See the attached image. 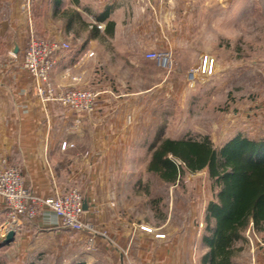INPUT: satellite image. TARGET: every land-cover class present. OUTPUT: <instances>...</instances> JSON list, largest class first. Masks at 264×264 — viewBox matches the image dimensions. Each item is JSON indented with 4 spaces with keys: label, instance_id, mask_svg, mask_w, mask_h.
Segmentation results:
<instances>
[{
    "label": "rangeland",
    "instance_id": "obj_1",
    "mask_svg": "<svg viewBox=\"0 0 264 264\" xmlns=\"http://www.w3.org/2000/svg\"><path fill=\"white\" fill-rule=\"evenodd\" d=\"M200 2L197 15L196 4L188 15L180 4L170 21L155 6L148 7L156 11L155 25L147 28L149 37L136 40L155 42L149 52H170L172 68L146 58L149 52L131 56L137 64L106 54L101 77L107 91L117 96L106 101L107 108L123 115L131 127V143L118 150L117 164L99 166L102 178L93 174L97 166L91 164L86 183L60 182L66 189L58 193L76 189L87 201L84 219L94 231H69L75 243L72 255L64 262L44 257L41 264H202L206 210L218 187L207 169L185 170L171 184L147 168L154 148L166 138H208L216 149L237 136L264 141V0ZM81 22L83 31L89 21ZM139 24L135 26L144 27ZM205 56L213 60L212 73L202 80L191 78ZM106 216L113 221L111 228L105 227ZM244 238L237 244L234 264H264V234L249 226ZM0 264L24 261L3 250Z\"/></svg>",
    "mask_w": 264,
    "mask_h": 264
},
{
    "label": "crops",
    "instance_id": "obj_2",
    "mask_svg": "<svg viewBox=\"0 0 264 264\" xmlns=\"http://www.w3.org/2000/svg\"><path fill=\"white\" fill-rule=\"evenodd\" d=\"M143 1L0 0V163L20 168L25 186L33 193L51 196L66 189L62 180L86 183L90 179L87 166L91 164L98 167L93 174L102 178L97 171L100 165L118 163V150L131 143V127L124 124L122 114L109 110L106 104L117 97L107 91L101 77L106 54L137 64V57L130 58L138 54L144 57L153 49L155 42L143 44L136 40L149 37L147 28L155 25L156 11L150 6L162 12V19L167 21L172 20L180 4L185 6L183 15L191 14L194 4L196 15L203 7L201 0ZM81 21H89L83 31L79 29ZM136 21L144 27L135 26ZM110 23L112 32H107ZM38 35L70 44L68 50L55 55L51 73L55 86L89 87L99 93L96 110L81 116L78 125L67 109L40 100L35 81L22 67L28 41ZM15 47L18 52L13 55ZM91 52L93 57L83 58ZM63 142L69 145L65 149ZM66 165L68 168L63 169ZM7 215V204L0 197V241ZM111 222L106 216L105 227L111 228ZM68 235L58 218L47 213L38 220L25 219L20 234H15L12 244L0 248V253L4 250V255L23 260L24 264L33 259L41 264L44 257L50 256L64 262L75 245Z\"/></svg>",
    "mask_w": 264,
    "mask_h": 264
},
{
    "label": "trees",
    "instance_id": "obj_3",
    "mask_svg": "<svg viewBox=\"0 0 264 264\" xmlns=\"http://www.w3.org/2000/svg\"><path fill=\"white\" fill-rule=\"evenodd\" d=\"M112 25L108 24L107 32H112ZM147 169L171 184L178 182L185 170L197 173L207 169L218 187L206 210L202 264H234L237 244L245 240L249 226L264 234V141L237 136L216 149L208 138H166L154 148Z\"/></svg>",
    "mask_w": 264,
    "mask_h": 264
},
{
    "label": "built area",
    "instance_id": "obj_4",
    "mask_svg": "<svg viewBox=\"0 0 264 264\" xmlns=\"http://www.w3.org/2000/svg\"><path fill=\"white\" fill-rule=\"evenodd\" d=\"M69 44L55 40L41 39L31 36L22 58L23 69L36 83V94L45 103H55L76 117L75 124H80L81 116L93 113L96 110L99 93L93 88L57 87L51 80L55 55L68 50ZM94 53H87L83 58L89 59ZM146 58L154 60L159 66L172 68V56L168 51L149 52ZM213 60L209 57L201 59L200 66L195 71L196 75L190 77L202 80L210 76L213 69ZM2 63L0 61V71ZM66 142L62 143L65 149ZM0 197L8 207L7 219L2 226V233L14 231L20 234L23 221L37 220L47 213L56 216L67 231L91 232L92 224L85 220L87 210H84L85 199L82 194L73 189L65 194L56 192L47 197L39 196L30 191L24 184L20 168L6 166L0 163Z\"/></svg>",
    "mask_w": 264,
    "mask_h": 264
},
{
    "label": "water",
    "instance_id": "obj_5",
    "mask_svg": "<svg viewBox=\"0 0 264 264\" xmlns=\"http://www.w3.org/2000/svg\"><path fill=\"white\" fill-rule=\"evenodd\" d=\"M17 52H18V49H17V47H15L12 50V54L15 55V54H17ZM87 209H88V204H87V201H85L84 202V210H87ZM14 239H15V232L12 230L8 231L3 236V239H1V241H0V248L9 246L10 244H12L14 242Z\"/></svg>",
    "mask_w": 264,
    "mask_h": 264
}]
</instances>
